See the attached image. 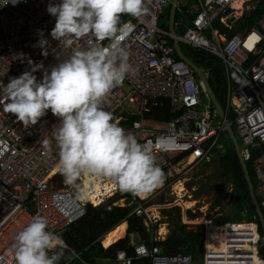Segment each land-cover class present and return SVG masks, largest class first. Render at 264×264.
I'll use <instances>...</instances> for the list:
<instances>
[{
	"label": "built area",
	"instance_id": "built-area-1",
	"mask_svg": "<svg viewBox=\"0 0 264 264\" xmlns=\"http://www.w3.org/2000/svg\"><path fill=\"white\" fill-rule=\"evenodd\" d=\"M191 1L192 26L182 35H172L160 27V16L168 0H142L143 10L137 17L121 14L124 21L120 24L130 26L120 43L127 52L131 70L120 85L103 97L102 107L113 117L136 116L125 131L133 134L144 150L155 155L163 176L171 169L205 164L210 161L213 148H220L217 139L226 125L219 120L215 124V111L201 103L203 85L191 67L175 55L169 39L214 55L225 69L224 116L227 112L232 115L228 125L236 129L244 161L250 160L252 148H263V153L253 158L251 164L264 210V14L250 29L226 38L213 25L216 21L228 29L235 25L238 17L230 15L234 0ZM58 2L19 0L16 5L0 7V82L6 85L10 77L29 70L28 59L34 64L41 63L43 70H50L69 57L73 49L89 46L94 39L89 35L74 38L70 47L50 36L55 18L46 7ZM186 4V0H177V7ZM41 35L47 40L44 55L37 46ZM95 43L107 46L109 41ZM20 53L25 54L23 59L18 58ZM200 71L208 79V72L201 68ZM34 75L39 80L42 70ZM157 97L169 98L173 115L170 120L143 116L146 99ZM128 106L135 110L130 111ZM200 106L203 108L199 109ZM58 122L47 111L35 125L25 127L0 106V264H15L9 249L15 235L34 215L45 217L47 230L62 237L85 216L87 203L96 206L78 200L77 185L83 186L82 178L69 185L56 170L58 148L54 132ZM44 139L49 141L47 153L42 145ZM119 196L124 204L128 201L127 205H134L131 214L143 218L144 225L150 228L151 242L164 239L153 228L156 220L151 212L169 205L148 203L144 197L130 192L120 191ZM182 222L187 223L184 219ZM199 226L203 234L199 264H256L257 257L261 259V235L254 219L228 222L207 219ZM133 253L138 258L148 257L150 264H196L190 254H164L156 245L147 248L144 243L135 244ZM115 258L119 264L132 262L124 251H118Z\"/></svg>",
	"mask_w": 264,
	"mask_h": 264
},
{
	"label": "clouds",
	"instance_id": "clouds-1",
	"mask_svg": "<svg viewBox=\"0 0 264 264\" xmlns=\"http://www.w3.org/2000/svg\"><path fill=\"white\" fill-rule=\"evenodd\" d=\"M18 2L0 0V7ZM142 10V0L49 3L46 11L55 18L50 31L53 39L65 47L72 46L74 38L89 35L94 39L84 49H73L69 57L50 70H43L41 63L28 59L29 70L10 77L6 85L0 82V106L25 127L35 125L47 111L58 118L54 132L58 148L56 170L66 184L74 185L88 176L106 179L122 192L139 194L155 189L163 181L155 155L144 150L101 103L131 70L120 43L130 26L120 24V16L137 17ZM104 40L109 41L107 46L95 43ZM46 44L41 35L37 41L41 55L45 54ZM24 55L20 53L18 58L23 59ZM37 70H42L39 80L34 75ZM42 145L47 153L48 139ZM77 187L81 195L86 194V189ZM65 247L62 237L47 230L46 218L34 215L15 235L9 253L15 264H58ZM256 264H264V260L257 257Z\"/></svg>",
	"mask_w": 264,
	"mask_h": 264
},
{
	"label": "trees",
	"instance_id": "trees-1",
	"mask_svg": "<svg viewBox=\"0 0 264 264\" xmlns=\"http://www.w3.org/2000/svg\"><path fill=\"white\" fill-rule=\"evenodd\" d=\"M254 2L253 7L235 20V25L230 29L224 27L219 21L214 22L213 26L218 28L226 38L231 37L241 30L250 29L264 14V0H254ZM188 4H190L189 0ZM169 10L170 3L168 1L162 10L159 20L160 27L164 30H168ZM193 17L194 14L190 12L188 6L176 7L174 17L175 33L182 35L187 28L192 26ZM162 18L165 19V23L161 21ZM123 21L124 19L120 17L119 23ZM169 44L172 45L171 39H169ZM180 48L186 58L198 68L208 72V83L217 102L224 111L226 109V76L221 60L198 48H192L182 44H180ZM210 107L214 110L211 104ZM144 108L143 116L145 118L168 121L173 116L170 113V100L168 97L147 98ZM118 113L119 111L116 114ZM231 117V113L227 112V121H231ZM135 118L136 116L134 115L123 114V119L118 123L126 129ZM217 120L219 119L217 118ZM232 130L234 131L233 126ZM217 143L220 145V148L214 147L212 151V160L217 164L212 175L213 183L207 188L198 189L197 194L199 195L202 192L219 189L214 203L215 205L221 206L220 195L224 193L227 185H231L230 197L226 207H221L218 210L219 213L223 214L219 221L228 222L232 220L254 219L259 224L242 168L226 131L219 135ZM262 152L263 148L261 146L252 148L250 160H247L245 164L256 199L263 211L261 196L258 192V182L251 164V160ZM115 201L109 200L107 203L104 202L96 206H92L89 203L86 204L85 216L71 225L62 235L66 247L58 264H95L97 260L114 262L115 255L120 250H123L127 256L132 258L131 264H150L148 257L138 258L134 255V245L130 244L129 235L137 237L136 244L144 243L147 248H151L153 245L159 246L164 254H190L193 256L195 262L200 260L203 245L202 227L190 226L189 224L183 223L181 212L177 206L173 205L170 208L162 209V213H164L170 223L169 234L162 240L151 242L150 228L144 225L143 218L131 214L134 205H127L128 201L124 206L113 205ZM162 202L163 198L160 197L157 203ZM187 214L191 218L196 217L189 210H187ZM122 222H126L127 224L125 237L118 239L107 248L102 247V236ZM153 228L156 229V225ZM259 233L261 235L259 256L264 260V242L260 226Z\"/></svg>",
	"mask_w": 264,
	"mask_h": 264
},
{
	"label": "rangeland",
	"instance_id": "rangeland-1",
	"mask_svg": "<svg viewBox=\"0 0 264 264\" xmlns=\"http://www.w3.org/2000/svg\"><path fill=\"white\" fill-rule=\"evenodd\" d=\"M254 3V0L245 1L240 10L231 9L230 15L238 17L241 14H244L247 10L251 9ZM237 12L239 13L237 14ZM161 21L164 23L166 22L164 18H162ZM201 92L202 90L200 89V93ZM208 102L209 100L207 96L204 95L203 103L210 105V102ZM202 108L203 106L199 107V109ZM128 109H130V111L135 110L133 106H128ZM113 118L119 122L123 119V115L121 117L120 115H116ZM217 122L218 120H215V124ZM234 132L237 134L235 127ZM212 159L213 158H211L210 161L205 164H201L194 167H179L176 170L171 169L168 173L163 176L164 178L162 183H160L155 189L143 193L145 195L144 199H146L148 203H153L157 202L159 198L162 197L163 203L169 205V208L172 205H175L179 208L182 215V219L186 220V224H189L190 226L202 225V222L207 219H210L214 222H218L223 215L222 213H219L218 210L221 207H226L227 201L230 197L231 185H227L224 193L220 195L221 206L215 205L214 203L215 197L218 194L219 189H213L208 192H202L199 195L197 194L198 189L207 188L213 183L212 175L214 174L217 164ZM178 182H181V187L184 189L182 190L180 195H177V192L174 189V185ZM112 193L114 194L105 196L100 203L95 205H99L104 202L107 203L109 202V200H116L113 203L114 205L124 206L125 204L123 202V199H120L121 196H119L120 190L117 188V191H112ZM187 210H189L191 213H194L196 217H189V215L187 214ZM151 213L156 220L155 231L157 235L159 237H166L169 234V220L166 218L164 213H162V210H152ZM196 264H199V261H197Z\"/></svg>",
	"mask_w": 264,
	"mask_h": 264
},
{
	"label": "water",
	"instance_id": "water-1",
	"mask_svg": "<svg viewBox=\"0 0 264 264\" xmlns=\"http://www.w3.org/2000/svg\"><path fill=\"white\" fill-rule=\"evenodd\" d=\"M168 1L170 3L168 31L172 35H174L175 34V32H174V17H175V12H176V7H177V0H168ZM172 44H173V49H174L175 55L178 58L182 59L185 63H187L191 67L195 76L203 85V90L200 93L201 103L206 105L205 103H203V97H204V95H206L211 106L215 110L216 117L226 125L225 131H226V134L231 141V144L233 145L234 152H235V154L238 158V161L240 163V166L242 168V172H243L244 179H245V182L247 185V189H248L251 201L253 203V206L255 208V212L257 214V218L259 221L260 230H261V234H262V238H263V242H264V214H263V211L261 210L260 205L256 199L254 188H253V185L250 181L249 174H248V171L246 168V164H245V162L241 156L237 136L235 135L231 126L228 125V121L224 116V111L221 108V106L219 105V103L217 102V100H216V98L212 92V89L208 83V80L203 76L202 72L200 71V68H198L194 63H192L188 58H186L183 55L177 40L174 39Z\"/></svg>",
	"mask_w": 264,
	"mask_h": 264
},
{
	"label": "bare ground",
	"instance_id": "bare-ground-1",
	"mask_svg": "<svg viewBox=\"0 0 264 264\" xmlns=\"http://www.w3.org/2000/svg\"><path fill=\"white\" fill-rule=\"evenodd\" d=\"M247 0H234L232 3V7L235 10H240L242 8V4ZM188 3V0H186ZM239 12H237L238 14ZM236 135V134H235ZM237 136V135H236ZM238 139V137H237ZM239 146L240 142L238 140ZM83 186L82 188L86 189V194L81 195L79 192L78 200L82 203L84 201H90L93 204H98L102 201V199L105 196H109L112 194V191L115 189V186L113 183L106 181L104 179H96L88 176L82 177ZM174 189L177 192V195H180L182 190H184L181 187V182H178L174 185ZM139 196L144 197L145 195L143 193H139ZM125 222L120 223L118 226H116L112 231L106 234V236L102 240L103 246L110 245L113 241L121 238L124 233L125 229ZM164 230V229H163Z\"/></svg>",
	"mask_w": 264,
	"mask_h": 264
},
{
	"label": "crops",
	"instance_id": "crops-1",
	"mask_svg": "<svg viewBox=\"0 0 264 264\" xmlns=\"http://www.w3.org/2000/svg\"><path fill=\"white\" fill-rule=\"evenodd\" d=\"M190 1V4H186L185 6H188V8H191V4H192V1L191 0H189ZM243 5V4H242ZM245 5V4H244ZM185 6H183V7H185ZM194 11V10H193ZM242 15V14H241ZM241 15L240 16H238V18L239 17H241ZM237 18V19H238ZM174 26H175V24H174ZM174 32H175V30H174ZM176 34V33H175ZM181 49V48H180ZM184 55V54H183ZM209 103V102H208ZM182 218V217H181ZM125 224H126V222H125ZM118 226V225H117ZM116 227V226H115ZM114 227V228H115ZM113 228V229H114ZM126 228H127V224L125 225V229H124V233H123V236L121 237V238H123V237H125V235H126ZM112 229V230H113ZM112 230H110V231H112ZM154 230H156V229H154ZM109 231V232H110ZM109 232H107V233H109ZM106 233V234H107ZM106 234L105 235H103L102 236V238H101V245H102V240H103V238L106 236ZM161 237H163V238H165L164 236H161ZM121 238H119V239H121ZM118 240V239H117ZM117 240H115V241H117ZM115 241H113L112 243H114ZM136 241H137V237L136 236H134V235H129V242H130V244H132V245H135L136 244ZM111 243V244H112ZM110 244V245H111ZM109 246V245H108ZM108 246H103L102 245V247H104V248H107ZM120 251H123V250H120ZM116 256V255H115ZM95 264H119V262H117L116 261V258H115V260H114V262H110V261H107V260H97L96 261V263Z\"/></svg>",
	"mask_w": 264,
	"mask_h": 264
}]
</instances>
